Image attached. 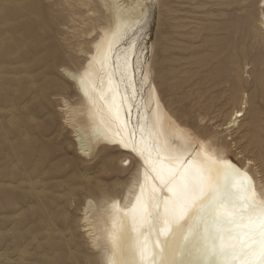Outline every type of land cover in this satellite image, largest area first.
Masks as SVG:
<instances>
[{"label":"rangeland","instance_id":"1","mask_svg":"<svg viewBox=\"0 0 264 264\" xmlns=\"http://www.w3.org/2000/svg\"><path fill=\"white\" fill-rule=\"evenodd\" d=\"M226 1L148 0L141 44L169 112L264 186V8ZM110 23L102 0H0V264H103L83 208L122 196L139 167L110 148L79 154L62 71H80Z\"/></svg>","mask_w":264,"mask_h":264},{"label":"bare ground","instance_id":"2","mask_svg":"<svg viewBox=\"0 0 264 264\" xmlns=\"http://www.w3.org/2000/svg\"><path fill=\"white\" fill-rule=\"evenodd\" d=\"M147 1L132 0L126 4L124 0H102L110 11L111 23L102 28L80 71L72 72L67 68L62 71L74 85L80 101L78 108L65 105L67 115L64 114L76 134L79 154L88 156L91 152L96 153L97 148H110L127 160L138 163L139 167L135 179L122 196L112 197L99 206L92 200L86 202L83 208L86 236L101 253L103 264H242L250 259L248 248L240 251L239 248L226 246L225 256L197 260L204 245V224L195 225L193 220L203 213L209 235H214L212 216L206 211V201L203 204L197 202L189 213L188 223L174 226L167 237L159 236V224L148 218L156 216L157 206L160 212L163 211L164 200L172 195L168 191L169 187H179L181 173L189 167V162L192 166L201 165L205 156L217 162L212 167L214 172L219 173L221 180L225 171L224 162H230V165L250 178L251 188L256 193L254 208L245 199L242 183H238L232 190L237 203L248 212L264 208V186L255 180L246 165L241 167L215 149L209 141L197 138L165 106L150 76L141 44V25L146 16ZM261 7L264 8V0ZM262 19L261 32L264 37V14ZM260 79L256 78L258 82ZM232 87L235 89L237 83ZM239 108L233 111L229 128L237 126L240 118L246 115L243 112L246 107L241 108L239 105ZM258 120L256 113H252L250 132L245 134H252L253 138L259 135L262 130ZM98 158L103 159L99 154L95 155L94 159ZM251 160L247 161L248 164ZM143 205L149 206L147 215L141 212ZM134 207L137 217L135 222L132 211ZM230 234L234 233H224L225 245L229 244ZM157 240L160 241L159 246L156 245ZM134 244L144 248L143 257L135 251ZM258 248L259 237L255 243H251V249Z\"/></svg>","mask_w":264,"mask_h":264},{"label":"snow or ice","instance_id":"3","mask_svg":"<svg viewBox=\"0 0 264 264\" xmlns=\"http://www.w3.org/2000/svg\"><path fill=\"white\" fill-rule=\"evenodd\" d=\"M216 163L210 156H205L204 162L198 166H192L189 162V167L181 173L182 179L179 187H169L168 191L172 195L164 200L163 211L160 212L159 206H157L156 216L148 218L159 224V236L167 237L174 226L178 227L182 223H188L189 213L197 202L203 204L206 201V211L212 216L214 235H209L203 213L193 220L195 225L204 224L202 233L204 245L197 260L225 256L224 249L227 246L233 249L239 248L240 251H244L246 248L250 249L248 253L250 259L242 264H264V208L248 212L237 203L232 194L233 188L238 183H242L246 193L245 199L254 208L256 193L251 188L250 178L236 169L234 165H230V162H224L225 171L221 180L219 173L214 172L212 167ZM132 211L135 222L137 218L135 207ZM141 212L147 215L149 206L143 205ZM226 225L230 227H225ZM226 232L234 233L228 236V245H225L224 242V233ZM257 237H259V248L251 249V243H255ZM159 244L160 241L157 240L156 245L159 246ZM134 249L141 257L145 255L142 246L134 244Z\"/></svg>","mask_w":264,"mask_h":264}]
</instances>
